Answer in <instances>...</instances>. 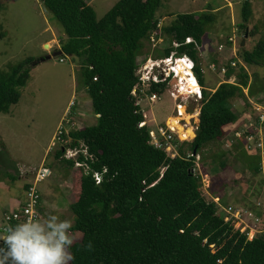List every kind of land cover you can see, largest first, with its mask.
Wrapping results in <instances>:
<instances>
[{
  "label": "trees",
  "instance_id": "1",
  "mask_svg": "<svg viewBox=\"0 0 264 264\" xmlns=\"http://www.w3.org/2000/svg\"><path fill=\"white\" fill-rule=\"evenodd\" d=\"M38 1L62 27L65 40H60L56 52L79 61V82L97 118L95 126L62 136L69 141L67 148L86 152L76 160L81 167L66 160L62 149L56 153L58 161L77 168L70 231L81 238L69 249L73 257L69 264H264V235L249 241L218 214L228 187L225 175L234 170L236 184L239 163L252 176L262 173L259 155L249 151L243 140H236L230 152L222 149V143L246 113L233 110V101L242 100L249 108L248 100L264 95V84L257 74L249 75L241 66L234 72L228 66L225 78L235 75L236 85L221 83L213 93L204 89L199 58L209 43L207 28L216 21L214 9L178 15L171 25L159 29L156 12L162 0H120L101 20L86 0ZM240 15L239 28L247 33L250 0L243 1ZM260 25L249 32L251 37L264 33V22ZM158 32L169 37L171 45L155 60L172 54L189 57L203 89L196 136L182 144L173 160L150 144L147 127L139 128L144 122L141 94L133 96L140 84L137 58L144 42ZM188 39L192 43L186 44ZM240 58L246 67H264V35L252 51L241 50ZM32 62L27 59L0 72V114L18 104ZM167 85L154 84L149 94L162 96ZM211 146L216 151L205 154ZM186 151L193 157L187 159ZM229 155L235 167L228 165ZM197 156L204 174L208 161L220 170L211 176L210 200L193 171ZM96 174L101 176L100 184Z\"/></svg>",
  "mask_w": 264,
  "mask_h": 264
},
{
  "label": "rangeland",
  "instance_id": "2",
  "mask_svg": "<svg viewBox=\"0 0 264 264\" xmlns=\"http://www.w3.org/2000/svg\"><path fill=\"white\" fill-rule=\"evenodd\" d=\"M86 1L94 10L96 19L101 20L120 0ZM243 1L162 0L156 12L160 23L159 29H161L171 25L178 15L196 14L209 8L218 9L214 12L215 23L207 28L209 43L201 50L199 58L201 67L204 69V89H213L218 82L226 80L219 71L216 73L209 71L208 65L215 61L218 69L227 66L230 58L228 56L229 38H234L237 59L243 66L240 58L241 50L252 51L264 35L263 30L253 37L249 34L253 27H260V24L264 22V0H250L252 17L247 26L248 36L245 47L240 48L246 34L239 28L242 22L240 8ZM227 2L231 3V8ZM160 33L152 35L151 39L154 41L144 42L142 53L137 58L140 77L145 59L155 60L156 56L170 48V38ZM60 40H65L62 27L38 0H0V72H6L10 66L23 63L27 59H32L34 61L32 63L35 64L52 56L59 49ZM50 42L52 44L47 45L45 49L46 43ZM220 46L223 47V55L218 52ZM60 59L63 61L60 62ZM239 66L233 69L234 72H237ZM243 68L249 75L257 74L264 84V67L243 66ZM175 86L176 83L170 80L167 91L153 104L147 98L149 95L147 89L141 88L142 91L136 93V96L141 94L139 103L141 109L147 115L151 113V116L149 115L152 117L151 120L143 113L151 129L156 126H165L167 118L173 115L174 103L169 91ZM256 100H260V104L264 106V95H258L253 102ZM232 105L236 112L239 110L243 114L244 112L253 114L254 120L260 115V113H253L251 105L245 108L242 100H235ZM96 124L97 118L92 110L90 98L79 82L77 59L58 56L35 66L31 65L30 79L21 90L18 104L12 106L7 114H0V139L2 140V143L0 141V235H3L1 229L4 224V215L22 205L23 182L20 176L25 172L32 183L42 163L51 170V176L38 185L41 196L39 208L44 205L46 196L42 188L55 178V172L49 163L61 165L62 163L55 159L56 153L61 149L63 151L68 149L62 147V143L56 142L58 131L62 129L69 133ZM234 142L236 139L230 132L222 143V149L230 152ZM212 151H216L214 146L209 147L205 154ZM186 154H188L187 151ZM227 162L228 165L235 167L232 155H229ZM207 165L209 167L205 169L208 172L206 174L211 179V176L220 170L218 167H212L209 161ZM243 168L240 163L235 168L239 175L236 184L232 182L235 179L234 170L229 175H225L228 187L224 193V205L219 204L218 214L225 217L222 209L229 207L251 212L254 216L252 221L245 220L255 229V232L247 230L246 234L257 238L264 235V168L261 166L262 173L258 176H252ZM205 190L203 193L210 200L208 190ZM65 203L66 201L63 200L62 205ZM71 218L74 222L73 215ZM256 218L258 221H255Z\"/></svg>",
  "mask_w": 264,
  "mask_h": 264
},
{
  "label": "built area",
  "instance_id": "3",
  "mask_svg": "<svg viewBox=\"0 0 264 264\" xmlns=\"http://www.w3.org/2000/svg\"><path fill=\"white\" fill-rule=\"evenodd\" d=\"M228 6L231 8V3H228ZM151 40L154 41V39ZM228 42L231 44L230 50L231 52L233 51V53L228 59L229 63L227 66H222L220 69H218L214 63H210L208 65L209 71L212 73L219 71V74L224 77L227 74L228 66L231 69L236 68L238 65L242 66V64L237 59V49L234 38H229ZM190 43H192V40L188 39L186 44ZM218 52H223L222 46L218 48ZM59 61L62 62L63 59H60ZM144 61L145 65L143 67V73L141 77L138 76L140 84L139 87H137L133 92L134 97H136L137 91H142L141 88H145L150 91V88L154 84H162L164 82L168 84L170 80L176 83L175 88L169 91L170 97L174 103L173 115L167 118L165 126H156L151 129V127H149L146 122L145 114H143L144 122H142L139 126V128L147 127L150 137V144L154 148L163 151L169 159L173 160L179 156L178 152L182 144L191 143L196 136V131L199 124L203 89L199 85L194 73L195 64L187 56L175 57L174 54H172L170 57L165 59L152 60L149 58L145 59ZM225 81L229 84L236 85L237 78L235 75H232L228 80ZM189 84L191 85L193 91L188 90L185 92L186 94L183 95L181 88H183L185 85L189 86ZM244 92L247 95V91ZM148 96L147 98L152 104L159 100L160 97L155 93H151ZM248 102L252 106L251 108L253 113H260V115L256 120H254L253 114L245 113L243 115L242 123L232 131V137L236 140H243L246 143V147L249 151L257 152L261 159V166L264 168V106L253 102V100H248ZM171 122H175L176 124L172 125ZM179 128H181V130H179ZM63 135H68V132L60 129L56 137V142L59 144L62 143V147H67L69 141H63ZM81 152L86 154L85 151L68 148L65 150L64 157L66 160L68 159L75 161L76 167H81V165L76 161ZM186 156L187 159L193 157L190 152H188ZM199 159L200 158L197 156L195 161L196 167L193 171L201 179L204 190H208L210 187V178L200 169ZM44 165L45 164H42V166L37 170L34 181L28 184V188L25 190L26 192L22 205H19L17 208L4 215V224L1 229L3 234L10 226H14L17 223L32 219L34 217H40L39 205L41 202V196L39 194L38 185L51 176V170L49 167H45ZM164 171L165 168H162L161 173ZM95 181L97 184H100L101 176L96 174ZM216 200L215 202L218 203V200ZM222 210L223 213H225L224 221L226 223H231L234 229H239L241 234L247 236L249 241L254 239V237H252L253 235L248 236L249 234H246L247 230L250 232H255V229L246 223V220L252 221L254 218L251 212H244L234 207H229ZM255 221H258V219L256 218Z\"/></svg>",
  "mask_w": 264,
  "mask_h": 264
},
{
  "label": "clouds",
  "instance_id": "4",
  "mask_svg": "<svg viewBox=\"0 0 264 264\" xmlns=\"http://www.w3.org/2000/svg\"><path fill=\"white\" fill-rule=\"evenodd\" d=\"M73 227L71 219L55 214L8 227L0 235V264H69Z\"/></svg>",
  "mask_w": 264,
  "mask_h": 264
},
{
  "label": "crops",
  "instance_id": "5",
  "mask_svg": "<svg viewBox=\"0 0 264 264\" xmlns=\"http://www.w3.org/2000/svg\"><path fill=\"white\" fill-rule=\"evenodd\" d=\"M217 10L218 9H216V10L214 9L213 12H216ZM51 44H52L51 42L46 43V45H51ZM222 49H223V47H222ZM222 53H224V52H222ZM232 53H233V51L231 52V50H228V56L229 57L232 56ZM224 82H226V81L222 80L221 82H218V84H216V86L213 89H205V90L207 92L213 93L218 88V86ZM140 107H141V105H140ZM142 113H145V112L142 110ZM145 114L147 115V113H145ZM149 115L151 116V113L148 114L147 117H149ZM150 118H152V117H149V119ZM0 141L2 143L1 139H0ZM55 159H56V156H55ZM42 164H44V163H42ZM49 166L55 172V178H53L52 182L50 180L42 188V192L46 196V198H45L46 201L43 202L44 205H42L40 208V216L46 217L47 215L55 214V215L59 216L61 219H71L72 220V218H71L72 213H70L69 210H70V207L74 203V200H75L74 194H73V185H74V181H75V174H76L77 168L71 167L69 164H66V163H62L61 165H57L56 163H49ZM20 177H21L20 179L23 182V186H22V188H23L22 203H23L24 191H25L26 187L28 186V184L31 183V181L28 180V176H26L25 172ZM63 200L66 201L65 205H62ZM70 235L72 236L74 242L79 241V239L81 238V235L78 232H71L70 231Z\"/></svg>",
  "mask_w": 264,
  "mask_h": 264
},
{
  "label": "water",
  "instance_id": "6",
  "mask_svg": "<svg viewBox=\"0 0 264 264\" xmlns=\"http://www.w3.org/2000/svg\"><path fill=\"white\" fill-rule=\"evenodd\" d=\"M247 33L245 34V37H244V40L241 42V44H240V48H244L245 47V40H246V38H247ZM45 49H47V45H45ZM63 54H62V52L61 51H59V52H56V53H54L52 56H48L47 58H45V59H43V60H41V61H39V62H37L36 64H33L34 66L35 65H37V64H39L40 62H44V61H47V60H51L52 58H55V57H58V56H62Z\"/></svg>",
  "mask_w": 264,
  "mask_h": 264
},
{
  "label": "bare ground",
  "instance_id": "7",
  "mask_svg": "<svg viewBox=\"0 0 264 264\" xmlns=\"http://www.w3.org/2000/svg\"><path fill=\"white\" fill-rule=\"evenodd\" d=\"M188 90H192L193 91V89H192L190 84H189V86L185 85V86H183V88H181V92H182L183 95H185L186 94L185 92L188 91ZM171 124L173 125V124H176V123L175 122H171ZM179 130H181V128H179Z\"/></svg>",
  "mask_w": 264,
  "mask_h": 264
}]
</instances>
